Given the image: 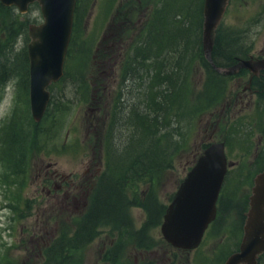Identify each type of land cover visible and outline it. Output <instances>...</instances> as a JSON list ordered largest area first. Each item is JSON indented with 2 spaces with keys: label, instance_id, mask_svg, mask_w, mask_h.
<instances>
[{
  "label": "rangeland",
  "instance_id": "374dc122",
  "mask_svg": "<svg viewBox=\"0 0 264 264\" xmlns=\"http://www.w3.org/2000/svg\"><path fill=\"white\" fill-rule=\"evenodd\" d=\"M199 3L203 5V0H80V9L73 18L64 75L48 88L52 102L46 117L39 122L38 132L34 129L30 111L29 63H25L23 53L26 54L29 43L28 25L39 24L43 19L38 5L30 6L26 14H20L15 7H8L12 8L16 22L27 26L26 30H19L20 35L10 46V53L0 57V264H43L47 247L77 228L98 186V177L108 164L104 143L113 125V117L118 121V131L113 133L120 150L132 128L127 123L130 106L143 107L147 98L144 94L146 78L151 82L147 95L167 88L166 84L154 83L153 67L144 60L136 69L134 79L131 78L133 82L126 84L129 89L124 93L120 89L124 81L119 68L125 53H131L128 59L126 57V61H130L133 50L139 44L143 47L148 34L144 28L140 29L143 23L137 20L148 23L155 20L157 25L163 15L162 34L158 37L161 44L167 46L171 34L178 29L172 18L187 13L184 19L191 26ZM263 10L264 0H230L220 23L221 37H229L236 32L238 39L243 37L244 45L250 47V54L258 53L264 46ZM9 17V11L0 12V23H6ZM126 19L129 23L120 22ZM113 20L120 23L119 27H115ZM157 44L153 43V50L157 51ZM174 44L177 47L182 45L178 40ZM199 57L194 52L186 55L189 71L185 88L190 91L188 111L195 110L200 98L206 103L207 94H203L206 73L200 66ZM132 63L135 62H130V65ZM165 66H168L167 62ZM146 72L150 73L149 76ZM179 74L182 76L181 72ZM229 84L232 85V80L223 84L222 94L214 103L216 108L218 101L234 89ZM121 92L124 96H120V101L123 100L120 113L117 111L115 114ZM214 109L209 106L200 117L195 119L194 116L189 120H186V115L183 117L182 110L179 118V125L184 130V135L180 136L182 149L175 155L172 168L158 173L152 186L143 182L132 185L126 192L127 197L132 199L135 191L141 193L152 189L158 204L169 205L186 173L200 156V144L211 134L216 138L222 134L227 120L220 119L216 113L211 114ZM241 119V128L235 129L233 134L237 136L240 131L242 139L246 140L243 128L246 120L244 117ZM239 143L244 147L242 141ZM143 144L140 148L135 147L133 152L143 149ZM236 151L232 147L228 149L229 158L234 161L238 160ZM244 158L249 162L245 167L241 165V172H235L233 176L235 181H241H237V186L251 182L263 168L253 162L252 157ZM126 159L123 156L122 162ZM228 179L230 185V177ZM239 190L240 187L235 186L237 196H240ZM145 200L143 196L142 201ZM109 201L111 203L113 199ZM126 214V223L130 221L132 231L140 230L146 221V212L128 206ZM228 222H234L231 215ZM161 223L162 219L159 225L147 230L149 248L142 249L145 236L142 240L141 236L135 235L115 264L170 263V258L175 256L171 254L174 249L162 239ZM108 233V230L100 229L97 238L82 249L81 264H113L105 260V252L113 243ZM211 247L212 244L205 246V252L202 249L200 253L211 255L215 264L228 257L226 251L212 254L209 252L213 250ZM176 254L175 264H195V251Z\"/></svg>",
  "mask_w": 264,
  "mask_h": 264
},
{
  "label": "trees",
  "instance_id": "16d2710c",
  "mask_svg": "<svg viewBox=\"0 0 264 264\" xmlns=\"http://www.w3.org/2000/svg\"><path fill=\"white\" fill-rule=\"evenodd\" d=\"M79 1L76 0L74 14L80 9ZM33 6H36V4L31 5V7ZM201 6H203L202 3H199L196 10H194V20L191 26L184 19L187 13H184L181 17L175 15L172 18V22L177 24L178 29L174 34H171L167 46L161 44L158 37L162 34L160 27L164 21L163 15L161 21L158 22L159 24L155 25V20H152L151 26V23H148V34L145 35L144 43H142L143 47L141 48V44H139L133 50V56L126 67L132 69L131 72L135 77V71L141 66L140 63L148 60L149 66L153 67L151 75L154 83L158 85L166 84L167 88L165 91L160 90L156 93L154 91L148 92L147 95L151 82L148 77L146 78L144 94L147 98L143 107L130 106V111L127 112L129 119L127 123L132 128L129 136H125V141L120 150L117 149L119 143L117 144L114 141L116 139L113 133L118 131V121L113 117V125L108 130V136L106 135L104 143L107 150L108 164L104 173L98 177V186L89 200L88 209L77 228L69 236H60L61 238L53 246L47 247L43 264H81L82 249L97 238L100 229H103V231L108 230L107 236L113 241L109 245L111 246L110 249L105 252L107 262L115 264L117 259L119 260L123 248L129 244V241L135 235L141 236L142 240L145 236V245H142V249L149 248L147 230L160 224L166 207L157 203L152 189L141 193L135 191L132 193V199L127 197L126 192H129L132 185L141 182L144 185L152 186L158 173L172 168L175 155L182 149L180 136L184 135V130L179 125L182 110L183 117L186 115V120H189L193 119L194 116L195 119L200 117L208 111L205 110L209 106L216 108L214 103L222 94L223 84L227 81V78L217 74L204 58L201 41L203 23ZM162 9L163 7L160 8V10ZM5 10L10 12V17L6 23H0V57L10 53V46L13 45L17 35H20L19 30H26L27 26L16 22V16H14L12 8L0 5V12ZM220 31L219 25L212 51V61L216 67L227 69L237 63L238 59L246 58L250 47L244 45L243 37H241V40L238 39L236 32L229 37H221ZM176 40L182 43L180 47L174 44ZM154 42H158L157 51L153 50L152 45ZM188 52H194L195 55L200 56V66L206 73L203 89V94H207L206 103L200 98L196 102L193 111H188L186 108L190 96V91L185 88L189 71L188 63H186ZM23 54L24 61L27 63V52ZM130 62L135 63L130 65ZM165 62L168 63L167 67ZM180 72L182 76H180ZM149 74L146 72V76H149ZM120 96H124V94L121 92L119 98L117 95L119 105L115 107V114L117 111L120 113L121 101H123H120ZM51 102L50 98L48 108L41 121L46 117ZM185 123H188V121ZM34 124V129L38 132L40 123ZM143 142L144 148L136 153L133 152L136 148H140ZM123 156L127 157L125 162H122ZM261 169L258 173L262 171ZM143 196H145V201H142ZM110 199H113V202L110 203ZM128 206H135L146 212V221L141 229L136 232L132 231L130 221L126 223L128 220L126 214ZM125 224L128 226L123 227ZM138 243L141 244V242ZM176 252L180 251L175 249L174 253L171 251V254L175 256L170 258L172 261L168 264H175L174 262L177 260ZM180 253L185 254L182 251Z\"/></svg>",
  "mask_w": 264,
  "mask_h": 264
},
{
  "label": "water",
  "instance_id": "95a60500",
  "mask_svg": "<svg viewBox=\"0 0 264 264\" xmlns=\"http://www.w3.org/2000/svg\"><path fill=\"white\" fill-rule=\"evenodd\" d=\"M230 0H203L202 51L205 60L217 72L226 76L241 69H264L262 62L238 59L230 68L220 69L213 64L212 51L216 31ZM38 5L43 21L29 24L27 58L29 63V99L32 119L39 123L50 102L51 84L64 75V61L69 45L76 0H0L3 7H15L26 14L31 5ZM260 65H259V64ZM223 143L207 147L184 179L166 207L160 225L162 239L171 248L195 250L211 222L215 220L217 198L227 172ZM244 236L238 253L225 264H255V258L264 251V170L254 178L249 199V210Z\"/></svg>",
  "mask_w": 264,
  "mask_h": 264
},
{
  "label": "flooded vegetation",
  "instance_id": "af4514ba",
  "mask_svg": "<svg viewBox=\"0 0 264 264\" xmlns=\"http://www.w3.org/2000/svg\"><path fill=\"white\" fill-rule=\"evenodd\" d=\"M263 13H261L262 16L264 15ZM128 21L129 20L126 19L120 22H125L126 24L129 23ZM114 22L115 20H113L115 27H119L120 23ZM137 22L143 23L140 29L144 28L146 33L148 21L143 22L142 20H137ZM129 54L131 56V53H125L127 59ZM126 57L121 62L119 68V72L123 75L124 81L120 88L123 93L125 89H129V85L126 84L131 82V78L134 79V75L131 72L132 69L126 67L128 64ZM250 57H254L257 60L256 62H262L261 65L264 66V46H262L258 53L254 55L249 53L244 59L247 60L250 59ZM252 69L253 71H257V73L253 74V72L248 69H241L236 74L228 76L213 69L217 74L227 78V80H232V85L229 84V86L234 87V89L229 90V93L225 94L224 97L218 101L219 106L211 112V114L216 113V116L220 117V119L222 118L224 121L227 120L224 122L221 136L218 138L215 137V134L208 136V139L206 138V140L200 144L199 153L201 155L204 150L212 144L223 143L228 167L217 198L215 220L211 222L205 230L199 246L195 250L190 251H195V253H197L195 255V264H215L216 261H214L215 259H213L211 255L200 253L202 249L203 252H205V246L209 247L210 244H212L211 248H213V250L209 252L212 254L221 251L228 252V257L226 256L222 263H219L218 260V264H225L232 254L240 251L249 210V199L254 185V178L257 174L251 182H248V184L245 183L242 186L236 185L241 181H235L233 176L235 172H241V165L245 167L247 164L246 162H249V160H245V156L252 157V159H254L253 162L263 167L261 169L262 171L264 170V69L257 70L255 67ZM232 116L236 117L231 119ZM241 117H244L246 120V123L243 124L247 136L246 140L242 139L240 131L237 136L233 134V132L236 131L235 129L241 128ZM254 117L255 119L253 120ZM256 118L258 120H256ZM216 122L219 123V121ZM219 129H221V127H219ZM230 138L231 140L229 141ZM239 141L245 144L244 147L240 145ZM230 147L238 150V152L236 151L238 160L234 161L229 158L228 149ZM239 155H241V158H239ZM227 177H230V185H228L229 179ZM235 186L240 187L238 191L240 192V196H237L234 192ZM234 211H237L236 214ZM230 215L234 220L233 223L228 222V220H230ZM178 251L181 252V250ZM182 252L190 253L187 251ZM255 264H264V251L256 256Z\"/></svg>",
  "mask_w": 264,
  "mask_h": 264
},
{
  "label": "bare ground",
  "instance_id": "6f19581e",
  "mask_svg": "<svg viewBox=\"0 0 264 264\" xmlns=\"http://www.w3.org/2000/svg\"><path fill=\"white\" fill-rule=\"evenodd\" d=\"M139 52H140V50H139ZM142 52H143V51H142ZM139 54H140V53H139ZM144 55H145V54H144ZM144 55H143V56H144ZM137 62H138V61H137ZM135 66H136V65H135ZM131 81H132V80H131ZM132 82H133V81H132ZM133 84H134V83H133Z\"/></svg>",
  "mask_w": 264,
  "mask_h": 264
}]
</instances>
